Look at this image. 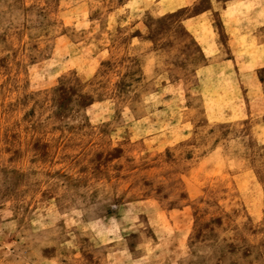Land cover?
Returning <instances> with one entry per match:
<instances>
[{
  "label": "rangeland",
  "instance_id": "374dc122",
  "mask_svg": "<svg viewBox=\"0 0 264 264\" xmlns=\"http://www.w3.org/2000/svg\"><path fill=\"white\" fill-rule=\"evenodd\" d=\"M0 264H264V0H0Z\"/></svg>",
  "mask_w": 264,
  "mask_h": 264
}]
</instances>
